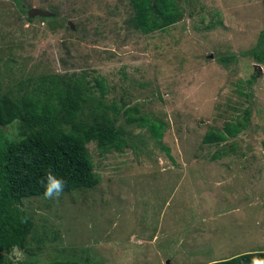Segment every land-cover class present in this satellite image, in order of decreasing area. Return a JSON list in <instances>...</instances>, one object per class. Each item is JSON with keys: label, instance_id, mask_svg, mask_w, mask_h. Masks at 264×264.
I'll return each instance as SVG.
<instances>
[{"label": "rangeland", "instance_id": "rangeland-1", "mask_svg": "<svg viewBox=\"0 0 264 264\" xmlns=\"http://www.w3.org/2000/svg\"><path fill=\"white\" fill-rule=\"evenodd\" d=\"M175 1L181 19L143 34L130 0H0V96L84 77L99 97L102 80L106 105L164 125L154 138L120 116L126 147L87 145L95 187L25 199L33 231L6 264H208L264 251V64L244 54L263 29L262 0ZM246 108L239 133L203 142Z\"/></svg>", "mask_w": 264, "mask_h": 264}, {"label": "trees", "instance_id": "trees-1", "mask_svg": "<svg viewBox=\"0 0 264 264\" xmlns=\"http://www.w3.org/2000/svg\"><path fill=\"white\" fill-rule=\"evenodd\" d=\"M262 4L264 9V0ZM130 6L133 15L129 22L143 34L164 31L181 19L175 0H130ZM244 54L256 64H264V26L258 43ZM222 60L229 62L230 57ZM88 83L84 77L59 81L49 77L22 95L0 96V264H6L1 256L14 247H28L34 225L23 201L45 196L49 173L63 182L60 194L98 184L87 145L94 143L100 154L126 147L123 128L117 125L120 116L131 125L146 127L154 138L162 135L164 125L137 115L136 108L120 111L115 105H106L102 80L95 82L99 97ZM249 114L250 108H246L242 122L226 123L223 133L210 131L203 142L220 143L226 136L233 137L245 127L244 121L249 122ZM255 260L264 261V251L208 264H256Z\"/></svg>", "mask_w": 264, "mask_h": 264}, {"label": "clouds", "instance_id": "clouds-1", "mask_svg": "<svg viewBox=\"0 0 264 264\" xmlns=\"http://www.w3.org/2000/svg\"><path fill=\"white\" fill-rule=\"evenodd\" d=\"M48 183L46 187L45 196L47 198H52L55 194L56 196H59L60 192L63 189V182L61 180H57L53 175L50 173L47 177ZM13 255L16 256L18 259L22 256V253L19 251L18 247H14L13 249ZM256 264H264V261L255 260Z\"/></svg>", "mask_w": 264, "mask_h": 264}, {"label": "water", "instance_id": "water-1", "mask_svg": "<svg viewBox=\"0 0 264 264\" xmlns=\"http://www.w3.org/2000/svg\"><path fill=\"white\" fill-rule=\"evenodd\" d=\"M28 17L32 18L34 16H40V17H49L51 14L44 11V10H40V9H36V8H31L28 10Z\"/></svg>", "mask_w": 264, "mask_h": 264}, {"label": "crops", "instance_id": "crops-1", "mask_svg": "<svg viewBox=\"0 0 264 264\" xmlns=\"http://www.w3.org/2000/svg\"><path fill=\"white\" fill-rule=\"evenodd\" d=\"M205 219V218H204ZM209 221H212V222H214V221H216V222H218L217 221V218H216V220L213 218V217H211L210 219H209ZM208 232H214V230H212V229H210V230H208ZM224 255L225 254V252L223 253H221V255ZM228 256H231V257H234V256H236V255H228ZM221 260V259H220ZM223 260V259H222ZM214 261H218V260H214ZM214 261H211V262H214ZM210 263V262H209Z\"/></svg>", "mask_w": 264, "mask_h": 264}]
</instances>
